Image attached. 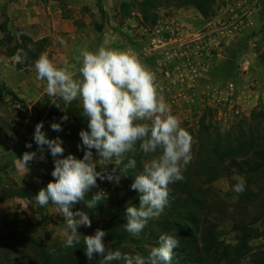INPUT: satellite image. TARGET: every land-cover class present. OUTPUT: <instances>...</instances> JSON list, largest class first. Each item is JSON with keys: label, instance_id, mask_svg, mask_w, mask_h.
I'll list each match as a JSON object with an SVG mask.
<instances>
[{"label": "rangeland", "instance_id": "obj_1", "mask_svg": "<svg viewBox=\"0 0 264 264\" xmlns=\"http://www.w3.org/2000/svg\"><path fill=\"white\" fill-rule=\"evenodd\" d=\"M213 1L214 12L208 18H204L192 6L179 9L175 4L163 2L156 10L158 19L153 26L149 22L146 23L140 13L139 4L142 0H0V24L5 22L8 31L15 36L22 33L34 41L46 39L45 53L58 67L68 66L75 74L74 78H80V62L76 59L79 55L78 49L86 47L95 51L103 45L106 48L130 50L155 74L157 82L165 84L166 81L170 83V77L166 76L165 63L161 55L153 54L155 50L152 46L153 37L169 36L174 28L199 34L219 24L220 21L225 22L234 17L231 11H228V6L235 0ZM124 3L129 4V13L123 11ZM255 10L251 17L253 24L248 27L251 30L248 32L245 28L233 41L214 52L209 71L204 72L196 81L195 87L199 91L183 87L171 89V92L162 91L171 114L181 121V126L194 140L193 159L184 173L195 166L199 160L197 156L204 148L210 152L220 141L221 150L230 148L231 151H235L245 147L244 153L249 151L251 144L256 148L258 144L264 143V3ZM99 25L103 28L101 32L98 31ZM2 37L3 34L0 32V39ZM61 37L66 41V45L60 44ZM249 38L256 40L251 43L245 42ZM12 62V58L0 54V84L13 91L26 103L29 116L26 117L25 111L14 105L9 96H5L6 102L3 106L0 105V154L6 151L12 141L15 145L27 143L33 137L35 125L43 122L42 130L49 139L60 137L65 152L71 151L82 159L84 152L77 147L81 144L80 125L74 114L69 111L72 106L81 107L80 100L65 104L56 98L55 102L60 106L57 107L46 94V81L37 79L34 66L16 70ZM200 90L209 96L208 102L203 103L198 97ZM171 95L178 97L175 104L170 101ZM34 108L42 115L40 121L38 116L32 113ZM65 115L68 120L62 121L61 117ZM203 118L205 130L201 128ZM48 120H51V123H61L63 130L57 132L46 127L45 121ZM44 155L46 161L39 160L33 170L40 185L36 189L38 191L53 180L51 176L54 168L53 157L47 148ZM136 155L139 156L140 152L138 151ZM246 155L238 157L237 160L240 161ZM151 158L152 156L149 159ZM93 159L98 160L99 157L93 154ZM228 161L229 159L225 165L229 166ZM113 167L115 166L109 164L107 170L111 171ZM97 171H102L99 164ZM124 174L121 175L119 184L98 179L99 187L92 191L103 189L106 192L104 198L109 200L123 198L133 205L137 195H134L129 187L134 177L128 172ZM235 176L243 175L239 174L236 168H231V175L222 176L210 185L204 186L208 199L205 215L211 225L221 232V239L226 244L237 243L238 233L233 230L235 223L256 222L255 227L264 233V176L260 180L255 178L249 185V191L258 193L259 198L244 202L240 201L241 195L233 191ZM16 186L35 189L31 186H20L0 163V217L8 219L2 227V232L6 235L17 233L16 238H12L7 245L11 247L14 244L12 248L18 247L21 243H28L27 241L32 238L47 248L50 247V250H57L64 242L61 235L64 220L59 210L51 204L39 207L32 199L10 198L9 195ZM80 208L86 211L81 204H77L74 209ZM93 211L95 217L89 212L92 219L91 227L81 226L78 229L82 235L94 234L96 227L93 223L99 225L103 223V216L99 214L98 209L95 208ZM162 217L163 214L149 221L148 225L160 221ZM104 242L113 250L119 249L129 254L138 253L131 243H126L123 247L112 246L113 241L106 236ZM81 243L78 245L82 246L83 242ZM7 245L5 247L9 249ZM249 246L252 253L264 251V236L251 241ZM145 247L150 250L153 246ZM31 249L33 248L30 247V251ZM76 257L75 254L72 257L67 256V263L73 264L77 260ZM13 258L15 260L13 264H32V256L28 253ZM99 259L96 257L94 260ZM253 260V256L249 255L241 264H253ZM112 264L122 262L114 261Z\"/></svg>", "mask_w": 264, "mask_h": 264}, {"label": "clouds", "instance_id": "obj_2", "mask_svg": "<svg viewBox=\"0 0 264 264\" xmlns=\"http://www.w3.org/2000/svg\"><path fill=\"white\" fill-rule=\"evenodd\" d=\"M60 44L66 45L61 37ZM76 59L80 62L79 77L68 66L58 67L47 53H41L34 63L37 79L46 81V94L57 107L56 98L65 104L75 100L81 102L80 114L87 120V130L81 129L79 136L83 158L69 153L60 137L49 139L43 129V122L35 125L33 139L39 151V160L46 161L45 148L53 157V180L39 189L32 202L39 207L55 206L64 220L62 229L64 248H75L81 243L78 229L91 227L89 212L74 210L77 204L94 210L105 197L97 180L119 184L121 175L135 169L137 152L152 156L143 162L142 171L134 175L130 185L139 194V206H126L124 230L133 237H139L149 221L159 218L169 206L170 185L183 181L184 171L193 159L192 135L181 126V121L171 114L164 100L162 88L155 74L130 50H119L99 46L95 51L78 49ZM15 64L28 59L24 49H17L13 56ZM67 121V115L61 117ZM53 131H62L61 123L51 124ZM31 148L32 144H26ZM93 149L98 160L93 159ZM158 153V154H157ZM37 159V152H25L18 159V166L29 171L30 162ZM126 161V162H125ZM102 171H97V165ZM115 167L111 171L107 166ZM119 170V174H117ZM233 191L242 194L246 189L243 176H235ZM89 193L91 197L89 198ZM106 231L97 228L94 234L82 235L84 252L88 261L96 257L98 264H173L175 249L180 247L179 239L170 233H161L158 245L147 255L123 253L106 246ZM50 252H55L51 249Z\"/></svg>", "mask_w": 264, "mask_h": 264}, {"label": "trees", "instance_id": "obj_3", "mask_svg": "<svg viewBox=\"0 0 264 264\" xmlns=\"http://www.w3.org/2000/svg\"><path fill=\"white\" fill-rule=\"evenodd\" d=\"M164 3L175 4L179 9L184 7H194L204 18H208L213 14V0H142L139 4L140 13L143 20L150 25H155L158 19L156 10ZM123 11L130 12V6L127 3L123 4ZM6 23L0 24V32L3 37L0 39V54H6L7 57L13 58L17 49H24L28 53V59L23 63L15 64L12 62L16 70H22L34 66L36 59L41 53H45L47 48V40L34 41L29 36L19 33V36L13 35ZM102 25L98 26V31H102ZM5 96L10 97V101L14 105L20 106L21 110L25 111L26 117L29 116V108L26 103L18 98L11 90L6 89L0 84V105L6 102ZM74 114L79 122L81 129L87 130V120L80 114L81 107L72 106L69 110ZM69 112V113H70ZM32 113L38 116L40 121L42 115L38 109H32ZM51 120L45 121L46 127L51 128ZM204 118L201 121V128L204 126ZM44 131V130H43ZM45 132V131H44ZM241 136H243L241 134ZM222 141L212 151H205L198 154L199 160L195 166L190 167L185 173L183 181L176 182L170 185L169 206L166 207L163 217L160 221L154 222L143 230L139 237H132L124 230L123 224L126 223L124 216L126 206L129 204L126 199L109 200L104 198L96 209L103 216V223H93V226L106 231L108 239L113 241L112 246L123 247L126 243H131L142 255H147L150 250L145 249L147 245L157 246L158 238L161 233H170L176 235L180 242V247L175 249L173 264H241L249 255L253 256V264H264V251L252 253L249 246L251 241L261 238L264 233L255 227L256 222L252 223H235L233 226L234 232L238 233L236 244H226L221 239V232L211 225L206 217V209L208 205L206 185L217 181L222 176L231 175V168H236L239 174L243 175L246 180V189L240 194V201L244 202L249 199H258V193L249 191V185L257 178L260 180L264 176V143L258 144L255 148L252 144L250 149L244 153V148L235 151L221 150ZM81 145V144H80ZM83 150V148H81ZM247 149V148H246ZM84 152V150H83ZM250 154H247V153ZM69 153L78 156L73 152H64V156ZM93 154H96L93 149ZM247 154V155H246ZM240 161L238 157L244 156ZM151 157H145L142 153L135 155L137 166L135 169L128 171L129 175H136L143 168V162ZM229 159L230 165H225ZM228 161V162H229ZM126 162V161H125ZM130 188V187H129ZM132 190V189H131ZM38 190L30 187L16 186L9 195L10 198L17 197L20 199H32ZM132 193L137 195L133 206H139V194L132 190ZM91 193H89V198ZM83 205V204H82ZM84 207V206H83ZM86 212L95 217L93 210L84 207ZM76 210V209H74ZM95 219V218H94ZM7 217H0V264H13L14 256H32V264H69L67 256L77 255L73 264H98L97 261H88L84 245H77L75 248L57 247L55 252H50V247L47 248L39 241H34L32 238L28 243H21V246L10 247L7 245L12 238H16L17 233L6 235L2 232V227L7 221ZM13 242V241H12ZM82 242V241H81ZM6 243V244H5ZM82 244V243H80ZM9 246L7 249L5 246ZM30 247L31 249L30 251ZM16 249V250H15ZM252 253V254H251ZM24 254V255H23Z\"/></svg>", "mask_w": 264, "mask_h": 264}, {"label": "built area", "instance_id": "obj_4", "mask_svg": "<svg viewBox=\"0 0 264 264\" xmlns=\"http://www.w3.org/2000/svg\"><path fill=\"white\" fill-rule=\"evenodd\" d=\"M262 3L264 0H235L228 6V11L234 15L231 20L220 21L219 24L199 34L174 28L169 36L153 37L152 46L155 48L153 54L161 55L165 63L166 76L170 77V83L158 82L162 91L171 92V89L177 90L179 87L199 91L196 89V81L204 72L209 71L214 52L233 41L246 27L253 24L251 21L253 11ZM185 84L186 86H183ZM198 97L203 103L209 101V96L201 90ZM177 99L176 95L170 97L173 104Z\"/></svg>", "mask_w": 264, "mask_h": 264}, {"label": "crops", "instance_id": "obj_5", "mask_svg": "<svg viewBox=\"0 0 264 264\" xmlns=\"http://www.w3.org/2000/svg\"><path fill=\"white\" fill-rule=\"evenodd\" d=\"M255 11L256 10H254L253 12ZM248 27H246L245 31H248L250 29ZM253 40H256V38L254 39L249 38L245 42L251 43ZM247 63L248 62H246V64ZM28 143L32 144L31 148L26 147V144ZM5 150H6L5 152H2L0 154V163L2 164L3 168L12 175V177L16 180V182L20 184V186H31L34 187L35 189L39 188L40 185H38L37 183L38 181L33 173V170L35 169L37 162L39 161L40 154L33 137L30 138L27 141V143L24 144L17 143L15 145V142L12 141L10 145H8V148H6ZM25 152H37V159L29 163L28 165L29 171L24 174V171L19 168L17 161L18 159L22 158V155Z\"/></svg>", "mask_w": 264, "mask_h": 264}]
</instances>
